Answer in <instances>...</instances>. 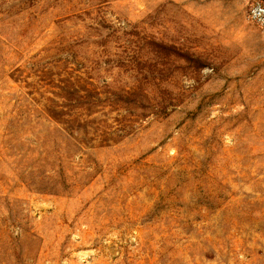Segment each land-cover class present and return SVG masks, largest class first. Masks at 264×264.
I'll use <instances>...</instances> for the list:
<instances>
[{
	"label": "rangeland",
	"instance_id": "rangeland-1",
	"mask_svg": "<svg viewBox=\"0 0 264 264\" xmlns=\"http://www.w3.org/2000/svg\"><path fill=\"white\" fill-rule=\"evenodd\" d=\"M0 264H264L242 0H0Z\"/></svg>",
	"mask_w": 264,
	"mask_h": 264
},
{
	"label": "built area",
	"instance_id": "built-area-1",
	"mask_svg": "<svg viewBox=\"0 0 264 264\" xmlns=\"http://www.w3.org/2000/svg\"><path fill=\"white\" fill-rule=\"evenodd\" d=\"M246 16L252 24L264 28V0H242Z\"/></svg>",
	"mask_w": 264,
	"mask_h": 264
},
{
	"label": "crops",
	"instance_id": "crops-1",
	"mask_svg": "<svg viewBox=\"0 0 264 264\" xmlns=\"http://www.w3.org/2000/svg\"><path fill=\"white\" fill-rule=\"evenodd\" d=\"M245 7V6H244Z\"/></svg>",
	"mask_w": 264,
	"mask_h": 264
}]
</instances>
